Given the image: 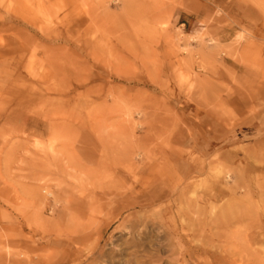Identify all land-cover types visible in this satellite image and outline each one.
I'll return each mask as SVG.
<instances>
[{
  "label": "rangeland",
  "instance_id": "rangeland-1",
  "mask_svg": "<svg viewBox=\"0 0 264 264\" xmlns=\"http://www.w3.org/2000/svg\"><path fill=\"white\" fill-rule=\"evenodd\" d=\"M0 264H264V0H0Z\"/></svg>",
  "mask_w": 264,
  "mask_h": 264
},
{
  "label": "bare ground",
  "instance_id": "bare-ground-1",
  "mask_svg": "<svg viewBox=\"0 0 264 264\" xmlns=\"http://www.w3.org/2000/svg\"><path fill=\"white\" fill-rule=\"evenodd\" d=\"M145 228H146V227H145ZM94 253H95V252H94ZM91 255H92V254H91ZM91 255H90V256H91ZM86 257H87V256H86ZM87 259H88V258H87ZM87 259H86V260H87Z\"/></svg>",
  "mask_w": 264,
  "mask_h": 264
}]
</instances>
